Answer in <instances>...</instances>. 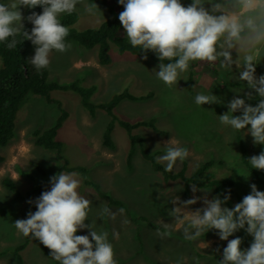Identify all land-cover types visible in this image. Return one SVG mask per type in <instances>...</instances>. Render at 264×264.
<instances>
[{
  "label": "rangeland",
  "instance_id": "374dc122",
  "mask_svg": "<svg viewBox=\"0 0 264 264\" xmlns=\"http://www.w3.org/2000/svg\"><path fill=\"white\" fill-rule=\"evenodd\" d=\"M117 1L107 0L105 6L90 14L85 5L92 2L81 0L72 12L76 16L72 28L77 31L98 28L111 17L109 7ZM3 2L14 0H0ZM191 2L181 0L184 6ZM20 10L23 14L22 8ZM118 35L129 41L124 29L119 30ZM66 43L71 47L65 52L50 54V63L45 68L48 80L62 85L78 80L80 86L93 90L89 99L93 104L108 102L113 95L123 91L137 97L150 94L146 100H123L113 111L118 119L129 123L154 120L155 129L139 127L133 131L141 138L144 149L156 152L158 158L165 154L164 143L172 138L190 154L182 162L177 160L171 173L178 172L184 162L185 175L190 176L201 163L213 160L210 172L216 179H232L233 191L237 195L244 197L251 192L253 183L240 160L239 141L247 150L249 159L264 151V145L254 144L247 128L237 131L219 120V115L228 111L227 104L234 97L245 99L252 106L261 99L255 93L252 100L247 99L245 93L251 89H248L247 82L239 79L240 69L235 65L232 69L221 68L220 62L207 69L204 66L188 68L180 74L178 82L169 87L156 77L159 64L148 57L120 53L118 47L110 43V62L102 66L98 63L97 47L86 49L74 41ZM232 56L235 59L237 53L233 51ZM191 73L192 82L189 83ZM255 74L257 77L264 75V56L256 64ZM224 82L241 86L228 87ZM198 93H212L221 103L197 105L195 96ZM50 96L60 102L66 112L56 138L63 144L62 155L68 166L84 167L90 184L99 186L103 193L126 206L110 205L92 185H86L78 176L79 194L91 201L85 223L92 224L97 232H108L117 264H220L227 241L219 238L217 230L204 232L195 240L185 239L184 225L169 216L171 209L179 206L171 203L176 196L181 201L200 197L190 206L194 211L204 206L203 197L212 199L218 196L212 189L193 192V186H190L188 198H185L183 184L178 180H162L141 157L138 145L129 169L126 155L130 146L123 128L114 125L111 134L114 147L109 149L102 143L103 131L109 121L104 111L97 109L94 115H90L82 107L79 95L71 91H52ZM240 114L239 111L234 113ZM59 115L56 105L47 103L43 97L28 95L17 114L15 137L6 147L0 148V155L4 158L0 164V264H16L15 249L23 243L25 246L19 255L24 264H54V260L42 254L36 241L26 239L15 228L17 219L27 218L28 204L14 200L2 180L11 179L23 194L37 187L42 179L40 170L49 178L58 173L64 160L57 159L54 152L35 146L32 133L49 128ZM159 162L166 168L167 162ZM257 189L264 190L260 186ZM228 195L229 204L234 207L236 198ZM105 206L116 213L114 220L102 215ZM222 206L228 207L226 204ZM120 209H123L122 213ZM161 221L171 227L164 229ZM76 234L88 235L89 232L81 229ZM237 236L242 239V250L247 249L253 240L244 229L235 232L229 240Z\"/></svg>",
  "mask_w": 264,
  "mask_h": 264
},
{
  "label": "clouds",
  "instance_id": "9594fccd",
  "mask_svg": "<svg viewBox=\"0 0 264 264\" xmlns=\"http://www.w3.org/2000/svg\"><path fill=\"white\" fill-rule=\"evenodd\" d=\"M81 0H14L0 3V42H7L8 49L19 43L17 37L31 41L35 46L29 63L36 69L46 68L53 51L65 52L71 47L66 43L69 28L59 16L75 11ZM123 6L119 21L132 47H140L143 53H155L160 61L156 77L167 86L178 82L190 62L219 61L221 68L240 69L239 79L247 82L248 100L253 93L261 99L256 106L245 99L234 97L228 102V111L219 115L220 123L232 129H248L254 144L264 145V75L256 76V64L264 56V0H192L184 6L181 0H118ZM21 6L34 9L42 7V13L32 12L24 17ZM96 3L85 5V10L95 14ZM27 19L33 26L25 29ZM235 51L237 57L233 59ZM147 59V55L144 56ZM197 105L221 103L216 95L198 93ZM240 115H234L236 112ZM250 126V127H248ZM165 154L158 161L166 163L171 172L177 160L189 156L185 147L170 139L164 143ZM252 169L264 171V151L248 159ZM76 172H59L49 178L50 190L27 203L35 204L36 211H29L26 219H17L14 226L24 237L31 236L50 250V255L60 264H117L108 232H97L92 224H86L91 201L78 192L80 180ZM251 192L234 207L222 206L230 195L203 197V207L190 210L200 197L181 201L176 196L169 216L184 225L185 239L195 240L202 233L217 230L219 238L227 241L220 264H264V191L255 184ZM198 189L193 186V192ZM202 191V190H201ZM123 212V209H120ZM102 215L115 219L116 213L105 206ZM164 229L170 224L161 221ZM88 229V235H77L78 230ZM244 229L253 237L247 249H241L242 239L235 232ZM118 238V234L113 232Z\"/></svg>",
  "mask_w": 264,
  "mask_h": 264
},
{
  "label": "trees",
  "instance_id": "16d2710c",
  "mask_svg": "<svg viewBox=\"0 0 264 264\" xmlns=\"http://www.w3.org/2000/svg\"><path fill=\"white\" fill-rule=\"evenodd\" d=\"M92 3H96L98 7H103L106 5L107 0H89ZM23 10V16L27 17L33 11L36 13H42V7H36L30 9L27 7L21 6ZM123 6L120 5L117 1L115 5L109 7V13L111 17L105 20L98 28L96 29H85L82 31H77L72 28V25L76 19L74 13H63L60 14V22L69 28V35L66 37V42L74 41L78 45L91 49L94 47L98 48V63L102 66L109 64L110 58L108 55V50L110 43L118 47L120 53L129 52L135 56L143 57L147 55L154 63H168L169 61L164 60L160 61L157 55L151 51L146 54L142 52L140 47H132L131 43L126 39L118 35L119 30L123 29L119 21V13L122 12ZM25 29L30 32L32 24L25 19L23 21ZM12 37L8 38L7 42H11ZM19 43L14 49H8L6 46L7 42H0V148L6 147L9 142L15 137V122L17 119V114L20 110V107L23 105L24 100L28 95H34L43 97L45 101L49 104L56 105L60 112V115L49 128L40 131L34 130V144L37 147H40L46 151H51L56 154V158L59 160H64L62 166L59 169V172H76L82 178L83 182L88 185L90 180L87 179V170L84 167H70L69 163L63 158L62 155V142L57 140V131L60 129L62 122L66 118V112L61 107L60 102L51 98L50 94L52 91H71L79 95L80 103L82 107L89 112L90 115H94L97 109H100L106 113L109 117V121L103 131L102 143L105 147L113 149V142L111 139L112 130L114 125L118 124L127 134L129 140V150L126 155V164L129 169L132 168L131 160L132 156L137 148L141 157L148 162L152 170L159 174L162 180L167 181H180L183 184V194L185 198H188L190 186H195L197 189H212L222 200L228 194L234 195L236 198V203L241 202L243 196L235 194L233 191V180L225 179L220 180L216 179L213 174L210 172L211 167L214 164L213 160H208L201 163L190 176L185 175L186 166L183 162L181 169L178 172L171 173L166 171L165 167L157 160V153L144 149L143 143L139 135L133 134V131L139 127H148L150 129H155L154 120L150 119L148 121H137L134 123H129L123 120L118 119L114 114V109L119 105L123 100L128 101H140L146 100L150 97V94L145 96H134L127 91L115 94L111 97L108 102L93 104L89 102L90 96L93 92L91 88H84L80 86L79 81L75 80L70 84L62 85L54 81L48 80L47 70L45 68L41 70H36L29 63V59L34 56L35 46L31 41L24 40L23 37H17ZM217 62L209 63L206 61H195L194 63L189 64V68H198V67H212ZM193 74L189 75V83H191V77ZM228 87H239L240 84H231L224 82V85ZM239 152L240 160L245 166L249 174L251 175V182L256 186L264 188V171L258 169H252V166L249 162V155L244 145L239 141ZM4 161V158L0 155V164ZM42 176L41 181L36 188L21 193L14 181L9 178H4L2 180V185L8 190L14 200L21 202H28L29 200L35 201L41 193L45 190H49L51 185L49 183V177L40 170ZM95 189L97 194L109 202L110 205L126 207L123 203L116 201L106 193H103L100 190L99 186L90 184ZM264 191V190H263ZM28 204V210L35 212L36 208L33 204ZM226 205L229 208L232 206L227 201ZM128 213V212H127ZM132 217V216H131ZM135 220L134 218H132ZM143 219V218H142ZM26 239H33L40 245L42 254L48 259H53L50 255V250L42 245L38 240H35L33 237L28 236ZM25 243L21 244L15 249L16 252V264H24L19 253L23 250ZM54 264H60V262L54 260Z\"/></svg>",
  "mask_w": 264,
  "mask_h": 264
},
{
  "label": "crops",
  "instance_id": "0c3cea01",
  "mask_svg": "<svg viewBox=\"0 0 264 264\" xmlns=\"http://www.w3.org/2000/svg\"><path fill=\"white\" fill-rule=\"evenodd\" d=\"M204 67H205V66H204ZM205 68L207 69V68H209V67H205ZM52 125H53V124H52ZM57 133H58V132H57ZM57 140H59V139H57ZM59 141H60V140H59ZM70 167H71V166H70ZM58 173H59V170H58Z\"/></svg>",
  "mask_w": 264,
  "mask_h": 264
}]
</instances>
